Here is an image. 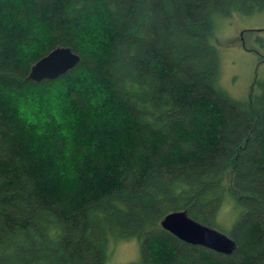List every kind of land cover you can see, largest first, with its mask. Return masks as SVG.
<instances>
[{"label":"trees","instance_id":"obj_1","mask_svg":"<svg viewBox=\"0 0 264 264\" xmlns=\"http://www.w3.org/2000/svg\"><path fill=\"white\" fill-rule=\"evenodd\" d=\"M263 8L0 0V264H105L108 242L130 238L139 256L125 264H264V80L231 97L211 41L217 20ZM57 46L78 64L27 79ZM176 210L233 251L163 229Z\"/></svg>","mask_w":264,"mask_h":264},{"label":"rangeland","instance_id":"obj_2","mask_svg":"<svg viewBox=\"0 0 264 264\" xmlns=\"http://www.w3.org/2000/svg\"><path fill=\"white\" fill-rule=\"evenodd\" d=\"M211 41L219 58V86L238 100L247 99L251 92L260 93L258 83L264 80V8L250 14L233 13L217 20ZM80 85L84 86L85 82ZM50 99L54 106L61 101V97L53 95ZM59 106V109L63 107L61 103ZM230 221L229 216L221 218L225 228ZM107 254L105 264L135 261L139 256L137 240L111 239Z\"/></svg>","mask_w":264,"mask_h":264},{"label":"water","instance_id":"obj_3","mask_svg":"<svg viewBox=\"0 0 264 264\" xmlns=\"http://www.w3.org/2000/svg\"><path fill=\"white\" fill-rule=\"evenodd\" d=\"M80 61V56L68 46H57L30 67L27 79L34 83L53 80L67 73ZM163 229L182 241L230 254L234 242L225 233L192 219L186 211L168 212L160 221Z\"/></svg>","mask_w":264,"mask_h":264}]
</instances>
